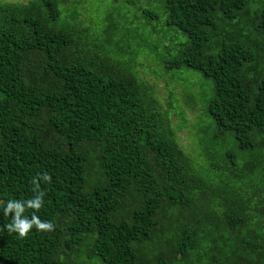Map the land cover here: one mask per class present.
Instances as JSON below:
<instances>
[{
	"label": "trees",
	"instance_id": "obj_1",
	"mask_svg": "<svg viewBox=\"0 0 264 264\" xmlns=\"http://www.w3.org/2000/svg\"><path fill=\"white\" fill-rule=\"evenodd\" d=\"M105 1L0 0V264H264V0H108L101 30ZM133 26L179 40L154 58ZM144 63L203 86L196 157ZM34 180L22 215L55 227L20 237Z\"/></svg>",
	"mask_w": 264,
	"mask_h": 264
},
{
	"label": "rangeland",
	"instance_id": "obj_2",
	"mask_svg": "<svg viewBox=\"0 0 264 264\" xmlns=\"http://www.w3.org/2000/svg\"><path fill=\"white\" fill-rule=\"evenodd\" d=\"M6 2H25L27 0H2ZM108 0L105 2H101V4L93 5L95 6V20H97V23H99L102 27H100L101 30H103L105 22L103 21L105 19V16L110 11V6H107ZM124 12H114L113 18L115 20V27L114 32L119 34L124 28V22L121 19L120 14H123ZM136 25V24H135ZM97 30L98 33H101V30ZM162 30L161 28H159ZM132 35L131 40H129V45L133 47V50H137L140 52H146L151 54L154 58L157 57L158 54H164L167 52V47L171 48L173 47V44H176L177 40L179 39H173V36H177L176 31H170L165 28V30H162V32L158 36H152L150 34V29H143L139 32L135 31V26L130 28ZM163 35V36H162ZM167 37H164V36ZM149 61L152 60V58L149 56ZM141 64L143 63L144 59L141 57L139 59ZM145 64V63H144ZM147 65V64H145ZM139 65V70L142 72L143 77L148 79L152 84L154 85L156 89V95L159 98V101L161 103V106L164 110L171 111V105L174 108L171 112V123L176 130L177 133V139L181 146L185 149L187 153H189L192 157H196V153L198 149L196 148V145L198 143L197 138V129L196 124L199 121V117L203 115V109L202 104L200 103L198 99V92L201 96V91L203 86L201 87V84H193L191 86L186 85V83L181 81L190 82L192 78L183 76L178 77L180 81L173 80L169 75L164 74L162 77H157L153 75L151 72V68L148 67L149 65ZM153 66V64L151 65ZM154 68H158L154 65ZM194 78L201 81V76L199 74L194 73ZM199 90V91H198ZM194 94L196 97L197 104L195 105L194 109H190L188 105L186 104L187 94ZM203 102V106L205 107V102L201 98ZM179 108H182L183 113L185 114V118H182L179 114ZM182 127V128H181ZM199 161H202L200 159Z\"/></svg>",
	"mask_w": 264,
	"mask_h": 264
},
{
	"label": "clouds",
	"instance_id": "obj_3",
	"mask_svg": "<svg viewBox=\"0 0 264 264\" xmlns=\"http://www.w3.org/2000/svg\"><path fill=\"white\" fill-rule=\"evenodd\" d=\"M43 179L48 180L50 177L45 173ZM33 183L35 184L33 191L36 194L32 198L24 201L14 199L8 200L6 206L3 208L5 217H8L10 213H14V215L11 216V221L6 223L3 227L7 229L9 233H17L20 237L26 236L33 226L37 231H51L55 227L52 221L41 220L35 213H33L31 217L22 215L26 207L37 210L42 207L45 193L40 190L39 184H37L35 180Z\"/></svg>",
	"mask_w": 264,
	"mask_h": 264
}]
</instances>
